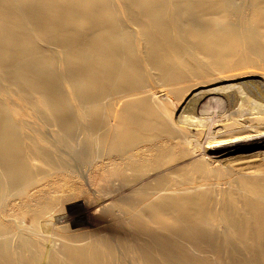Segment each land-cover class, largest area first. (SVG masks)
<instances>
[{"label": "bare ground", "instance_id": "6f19581e", "mask_svg": "<svg viewBox=\"0 0 264 264\" xmlns=\"http://www.w3.org/2000/svg\"><path fill=\"white\" fill-rule=\"evenodd\" d=\"M238 2L0 0V264H22L30 252L37 255L36 261L45 252L47 264H163V211L193 229L231 224L242 241L259 237L264 245V173L200 165L227 183L238 179L244 187L239 193L230 188L214 192L205 181L190 176L173 189L178 181L158 170L163 166V133H189L186 114L175 116L177 101L242 74L239 70L254 64L256 56L262 58L264 0H249L252 15L234 22L233 15L240 14ZM171 96L175 100L167 99ZM143 142L153 151L150 168L137 162ZM93 152L128 155L125 184L156 171L121 197L127 203L98 208L121 225L122 212L108 207L123 211L130 201L142 204L140 214L151 212L155 227L138 211L131 216L140 221L142 232L151 230L156 252L146 241L134 242L138 235L116 228L110 239L74 244L76 236L59 226L52 229L55 239L47 241L59 199L46 189L39 194L30 190L38 188L45 171L69 172L65 153L82 159ZM39 160L46 164L45 171ZM223 193L233 198L231 203L215 201ZM15 199L20 202L12 210L24 209L31 216L29 237L21 234L15 211L8 214ZM225 214L229 217L222 218ZM126 240L139 250L136 257L119 250Z\"/></svg>", "mask_w": 264, "mask_h": 264}, {"label": "rangeland", "instance_id": "374dc122", "mask_svg": "<svg viewBox=\"0 0 264 264\" xmlns=\"http://www.w3.org/2000/svg\"><path fill=\"white\" fill-rule=\"evenodd\" d=\"M239 1L236 6H240V14L233 15L231 19L234 22H238L242 17L252 15L249 0ZM259 32L263 34L264 29H260ZM239 71L243 73L222 83L200 87L184 102L178 100L175 104L174 111L177 118L182 113L183 115L186 114L183 119L186 117L188 120L186 122L189 123V133L173 136L163 133V166L158 169L163 171L164 175L178 181L171 185L173 189L177 188L180 182L183 183L184 176L205 181L214 192L226 188L229 191L230 188L241 193V190L244 189L240 186L238 179L234 178L231 180V184L227 183L228 180L223 179L220 174L216 172L214 174V171L200 165L225 167L230 172L245 169L254 174L261 175L264 173V51L262 58L256 56L254 64H248ZM230 85L234 86L238 93ZM237 86L240 87L236 88ZM235 96L240 99L235 101ZM171 98L172 100L167 99L169 101L175 100L174 96ZM213 139L215 140L213 141ZM253 141L258 142L251 144L250 142ZM59 146L64 147L63 143L60 142ZM146 148H148V142L140 143L139 149L141 150H139L140 154L138 155L140 157H138L137 162L139 161L138 164L140 165L147 164L146 166L150 168L155 159L152 155L153 151ZM127 156L97 155L93 152L80 159L75 156L71 158L65 153L63 155L64 160L71 162L67 173L59 168H55L57 171L55 169L45 171L47 166L44 161H37L41 163L42 170L45 172L41 174L43 177L39 181L38 188L30 191L39 194L42 193V189H46L51 192L49 196L55 195L59 199L56 206L57 211L49 221L50 227L47 228L49 232H46L48 234L47 241L55 239L54 234H51L53 233L52 229L59 226H64L70 234L76 236V240L78 238L77 241H71L74 244L86 243L103 236L110 239L111 233L114 231L112 229L116 228L119 233L138 235L136 240L133 238L134 242L137 240L139 242L146 241L152 246L151 250L156 252V243L151 236V230L142 232L141 223L135 218L137 211L140 214L142 204L137 201H130L129 205L126 206L128 209L123 211H121L122 208L119 210L112 206L108 207L118 213L122 212L119 217H123L121 225L114 219L110 221L106 214L98 212L99 207L107 206L106 204L109 202L120 203L118 194L130 192L132 188L152 177L156 172L148 170L138 182L125 184L122 175L127 176L130 173L129 168L125 167L126 160H129V156ZM206 157L207 159H205ZM175 169L178 171L177 173L174 172ZM221 195L224 199L217 196L219 200L215 198V201H222L225 204L232 202L233 198L225 197L224 193ZM19 202V199H15L9 205L8 214L15 211L12 208ZM145 204L147 201H144ZM224 210L221 209V212ZM15 214L14 217L18 221L21 220V234L29 237L30 232H32V229L28 228L31 219L30 214L19 208L16 209ZM151 217V212H146L141 218H144L145 222L152 228L154 221ZM228 217V214L222 216V218ZM214 224H206L200 230L193 229L190 223L186 221L180 223L169 212L163 211V226L159 228L163 234V264H264V245L260 243L259 237L251 236L252 240L242 241L239 239L241 232L232 231L231 224ZM153 226L155 227V225ZM30 227L33 228V226ZM20 229L17 227L15 234ZM15 236L19 240L20 236ZM51 242H49L48 247H51ZM137 244L142 246L140 243ZM119 250L125 251L130 257H136L139 254L135 245L128 243L127 240L119 244ZM45 255V252L44 254L41 253L38 256L40 261H36L37 255L35 253H26V260H21V262L22 264H47Z\"/></svg>", "mask_w": 264, "mask_h": 264}, {"label": "flooded vegetation", "instance_id": "af4514ba", "mask_svg": "<svg viewBox=\"0 0 264 264\" xmlns=\"http://www.w3.org/2000/svg\"><path fill=\"white\" fill-rule=\"evenodd\" d=\"M129 194V192L128 193H121V194H118V196H119V201H122V202H124V203H127V202H125V201H123L122 199H121V197L122 196H126V195H128ZM107 216V215H106Z\"/></svg>", "mask_w": 264, "mask_h": 264}, {"label": "water", "instance_id": "95a60500", "mask_svg": "<svg viewBox=\"0 0 264 264\" xmlns=\"http://www.w3.org/2000/svg\"><path fill=\"white\" fill-rule=\"evenodd\" d=\"M260 141H263V140H260ZM254 142H258V141H253V142H250L251 144L254 143Z\"/></svg>", "mask_w": 264, "mask_h": 264}]
</instances>
